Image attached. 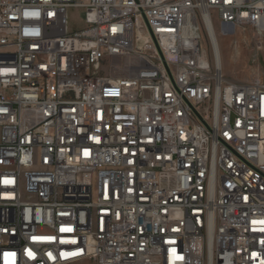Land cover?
<instances>
[{"label": "built area", "instance_id": "obj_1", "mask_svg": "<svg viewBox=\"0 0 264 264\" xmlns=\"http://www.w3.org/2000/svg\"><path fill=\"white\" fill-rule=\"evenodd\" d=\"M216 24L264 0H0V264H264V76Z\"/></svg>", "mask_w": 264, "mask_h": 264}, {"label": "rangeland", "instance_id": "obj_2", "mask_svg": "<svg viewBox=\"0 0 264 264\" xmlns=\"http://www.w3.org/2000/svg\"><path fill=\"white\" fill-rule=\"evenodd\" d=\"M70 17L73 26L81 25L79 13L73 11ZM215 31L220 46L222 72L226 79L247 82L264 76V37L255 41L250 28L223 35L221 31L225 30L218 24ZM201 43L202 46H208L204 32Z\"/></svg>", "mask_w": 264, "mask_h": 264}, {"label": "bare ground", "instance_id": "obj_3", "mask_svg": "<svg viewBox=\"0 0 264 264\" xmlns=\"http://www.w3.org/2000/svg\"><path fill=\"white\" fill-rule=\"evenodd\" d=\"M210 36L212 37V40L214 41V43H216V45H217V49L215 51L216 52V59H217V63H219V65H220L221 71H222V60H221V56H220V46H219V42L217 39V34H216L215 29H213V28L211 29Z\"/></svg>", "mask_w": 264, "mask_h": 264}, {"label": "snow or ice", "instance_id": "obj_4", "mask_svg": "<svg viewBox=\"0 0 264 264\" xmlns=\"http://www.w3.org/2000/svg\"><path fill=\"white\" fill-rule=\"evenodd\" d=\"M87 154V153H86ZM264 223V222H262ZM62 231H71L72 229L68 228V229H61ZM29 255H31V253H29Z\"/></svg>", "mask_w": 264, "mask_h": 264}]
</instances>
